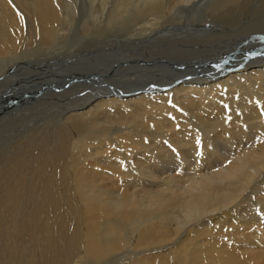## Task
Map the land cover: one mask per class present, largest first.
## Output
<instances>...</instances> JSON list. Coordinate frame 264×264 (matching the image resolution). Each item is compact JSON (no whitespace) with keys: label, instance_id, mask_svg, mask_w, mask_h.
Instances as JSON below:
<instances>
[{"label":"bare ground","instance_id":"6f19581e","mask_svg":"<svg viewBox=\"0 0 264 264\" xmlns=\"http://www.w3.org/2000/svg\"><path fill=\"white\" fill-rule=\"evenodd\" d=\"M119 1L0 0V264H63V245L71 264H264V0ZM35 57L60 70L8 75ZM110 146L113 187L94 164Z\"/></svg>","mask_w":264,"mask_h":264},{"label":"rangeland","instance_id":"374dc122","mask_svg":"<svg viewBox=\"0 0 264 264\" xmlns=\"http://www.w3.org/2000/svg\"><path fill=\"white\" fill-rule=\"evenodd\" d=\"M121 1V2H120ZM119 1V5H124V4H126V1L124 0V4H123V0H120ZM117 3V2H116ZM122 3V4H121ZM176 4V1H174L173 3H171V5L172 6H174ZM179 4V10H184L183 8H186V6L184 5V2H179L178 3ZM121 7V6H120ZM182 8V9H181ZM191 13H195V12H189L188 14L190 15ZM210 21V20H209ZM209 23H207L205 26H207ZM174 32H176V31H174ZM178 32V31H177ZM183 32L184 33H182V34H188L186 31H184L183 30ZM140 45H147V42L146 41H142L141 43H140ZM85 46V47H84ZM87 45L85 44V45H83V47L84 48H87L86 47ZM82 47V49H84ZM258 47H260L259 48V50L257 49L256 51L255 50H253L252 52L254 53L252 56H251V59H257L260 55H262V54H264V44L261 46V44H258L255 48H258ZM116 49V50H115ZM121 51H122V49H121V45L120 44H118L112 51H111V53L112 54H115V55H118L119 53H121ZM103 54H108V53H106V52H103ZM249 54H251V52L249 53ZM246 56H248V54L246 55ZM257 57V58H256ZM37 58V59H36ZM175 58H180V56L178 55V56H175ZM247 59V57H245L233 70H232V74L235 76V74H236V72L237 71H241V70H243V69H246L247 67L245 66L246 65V63H248V60H246ZM40 58H38V57H35V58H33L32 60H31V62H37V63H39V69L40 70H38V69H36V68H31V67H23V65L21 66V67H19V68H17L15 71L13 70V71H11L8 75L9 76H11V75H14V76H20V75H24L25 74V72L26 73H28L27 75V78H29L30 80H32V79H34L35 77H36V75H35V72L36 71H46V69L47 70H53L52 68H55V71H59L60 70V67H58V66H60V64H58L56 67H52L51 68V64L48 62V61H46L45 62V60L43 61V60H41ZM72 61L73 62H75V60H71V61H69V62H67V63H62L61 65L62 66H69V64H72ZM135 61V60H134ZM130 62V63H125L123 66L124 67H131L132 65H137V64H141L142 66H145L146 64L147 65H149L148 63H146V62H144V61H135V62ZM158 61V60H157ZM43 62V63H42ZM140 62H144V63H140ZM128 65V66H127ZM156 65H164L166 68H167V63H160V64H155V66ZM154 66V65H153ZM254 67V66H253ZM26 70V71H25ZM67 71L69 72V73H73V70H68L67 69ZM32 72V73H31ZM20 73V74H19ZM210 74H212L211 73V70H208V71H205V76H202V75H192V76H189L188 77V79L190 80L191 79V81L192 82H195V83H198V81H197V79H195V78H201V79H204V80H206L207 78H209V77H212V76H215V74H217V71L215 70L214 72H213V74L212 75H210ZM114 76H116V75H114L113 73H110V74H107V76H104L105 77V80H111V79H114V80H116L115 78H114ZM197 76V77H196ZM223 76V75H222ZM220 77V78H217V80H216V82H219V81H221L223 78H224V76L223 77ZM109 77H111L110 79H109ZM113 77V78H112ZM131 77H133V76H131ZM3 77H0V83H2V79ZM58 80H54V82L53 81H50V83L49 82H47V81H41L40 80V84H38V85H36V86H34V89L35 90H32L31 91V93H30V97H29V99H31V98H33V96L35 95V94H38V95H36L37 97L38 96H41V95H47V94H52L51 92H54L55 90H58V88L60 87V84H59V86H57L56 84H58V83H63L64 81H62V80H60L59 78H57ZM184 79V78H183ZM56 81H59L58 83L56 82ZM61 81V82H60ZM67 83H68V81H66ZM92 82H94V81H92ZM191 82V83H192ZM194 84V83H193ZM71 86V85H67V86H65V89H67V88H69V87ZM53 87V88H52ZM14 89H16V88H14ZM162 89H164V87H162V88H157V89H155V90H152V89H149V88H142L141 90H135L134 92L133 91H124L122 94L123 95H130V94H132V93H137V92H139L138 94H136L134 97H136V96H139V95H145V93H148V92H146V91H149V92H156V91H159V90H162ZM61 90H63V89H61ZM61 90L59 91V92H61ZM22 97L18 100V101H22L24 98H25V96H23V95H21ZM139 97H142V96H139ZM12 97L10 96L9 98H6L7 100H9V99H11ZM36 98V97H35ZM5 99V101H7ZM28 98H27V101L29 100ZM19 104V103H18ZM12 107V105L11 104H9V102L7 103V104H2V107H0V119L1 118H3V117H6L7 115H8V113H7V111L6 110H9L10 108ZM9 112V111H8ZM2 120V119H1ZM0 120V121H1ZM47 126V125H46ZM46 126H45V128H46ZM202 127V129L204 128L203 126H201ZM44 128V129H45ZM52 128V130H55L56 129V127H54V125L53 126H51L50 124H49V129H51ZM108 128H104V132L106 131V132H108L109 131V129L107 130ZM122 129H124L125 130V132L129 129V128H125V126L124 127H122ZM204 130V129H203ZM94 131H96V132H99V131H102L101 130V128H95L94 129ZM43 131H41V133H42ZM160 132H162V133H166V134H168L169 136H170V134H171V136H173V133H174V131L173 130H171V129H169V130H164V131H160ZM41 133H39V134H41ZM127 134H129V136H131L132 135V133H130V132H128ZM127 134H125V135H127ZM256 134V132L253 134V136ZM200 135V134H199ZM128 136V135H127ZM39 137V136H38ZM238 142V140H235V143H237ZM154 143H162V140L159 138H157L155 141H154ZM195 143L197 144L198 143V141L196 142L195 141ZM119 147H121V146H119ZM119 147H116V146H110L109 148H107L106 149V153L105 154H100L97 158H98V161L97 162H94V164H95V166L97 165V166H100V168L102 169V171H103V173L101 174V175H99L100 176V178H102V181H104V180H108V186L109 187H113V180L111 179V178H109L105 173H107V172H109L110 171V167L107 165L112 159H114V158H116V155H117V152H118V148ZM219 148V147H218ZM204 149V150H203ZM220 149V148H219ZM201 150H202V152H203V154L206 156L207 154H209L208 152H205V151H209L210 153H212V154H210V155H208V156H206L207 158H205L206 160H207V162H213V163H215V164H218V163H216V159H215V154H216V158L217 157H219V160H218V158H217V162H219V161H221V159H222V161L224 160V164H223V166L224 165H227L231 160V157H228V155H229V153H228V151H226V152H222L221 150L219 151V152H217V153H215V152H212V151H210L209 149H207V147H205V148H201ZM37 152V151H36ZM145 152V151H144ZM91 153H92V151L91 150H88V151H85L84 150V153H83V155H91ZM38 152H37V154H36V156H38ZM217 154H219V155H217ZM193 154H191V156H190V160H192V157L194 158V160L196 159V157L197 156H195V155H193ZM203 155V156H204ZM222 157H221V156ZM226 155V156H225ZM210 156V157H209ZM213 156V157H212ZM241 156V155H240ZM33 157H35V155L33 156ZM169 159H167V162L165 163V165L167 164V163H173V164H175V162H174V160H173V158L171 157V155H169ZM210 158V160H209V158ZM211 157L213 158V160L211 159ZM36 158V157H35ZM221 158V159H220ZM199 159H202L201 158V156L199 157ZM37 160V159H36ZM171 160L173 161V162H171ZM189 160V162L186 164V166H190V165H192V163H193V160H192V162ZM226 160V161H225ZM91 161L93 162V160L91 159ZM118 161V160H117ZM116 161V162H117ZM129 161V160H128ZM83 162V160L81 161V163ZM164 165V166H165ZM159 169V168H158ZM94 171V170H93ZM131 172V171H130ZM172 175H174V174H172ZM157 176V179L158 178H160V179H162L164 176H167V174H164V175H161V174H157L156 175ZM184 175H182L181 177H183ZM184 178V177H183ZM116 180H118L117 178H115ZM235 180V179H234ZM234 180H232V181H234ZM260 182V181H259ZM124 187H128L129 189H132V187H130L129 186V181L128 182H126V183H124ZM137 188H139V187H137ZM261 188H263V190H262V193L260 194V198H261V200H258V199H253L252 198V204H250V205H252V210L255 212V214H254V216H255V218L256 219H258V218H262L263 216H264V211L262 210V208H264V187H261ZM253 200H256V201H258V202H254ZM254 204V205H253ZM259 204V205H258ZM250 205L248 206L249 208H250ZM262 205V206H261ZM251 209V208H250ZM249 210V209H248ZM248 213H251V211H248ZM108 236L106 235V236H103L102 238L103 239H105V238H107ZM60 252H61V256H62V263L63 264H71V263H82L83 262V258H81V257H79L78 256V247H77V245L76 246H73V247H65L64 245L63 246H60Z\"/></svg>","mask_w":264,"mask_h":264}]
</instances>
